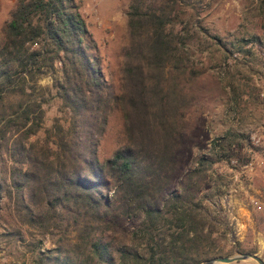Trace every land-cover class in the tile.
<instances>
[{
  "label": "trees",
  "instance_id": "obj_1",
  "mask_svg": "<svg viewBox=\"0 0 264 264\" xmlns=\"http://www.w3.org/2000/svg\"><path fill=\"white\" fill-rule=\"evenodd\" d=\"M188 2L129 0L119 96L100 73L73 0H17L1 27L0 158L7 166L0 194L18 223L55 238L54 264H201L220 254L226 225L203 202L207 170L229 160L228 134L213 139L210 154L195 157L170 189L190 107L181 81L200 72L187 57ZM53 73L64 119L33 138L41 102L19 100L8 112L6 98L30 95L32 79ZM114 106L127 145L98 161V138Z\"/></svg>",
  "mask_w": 264,
  "mask_h": 264
},
{
  "label": "rangeland",
  "instance_id": "obj_2",
  "mask_svg": "<svg viewBox=\"0 0 264 264\" xmlns=\"http://www.w3.org/2000/svg\"><path fill=\"white\" fill-rule=\"evenodd\" d=\"M73 1L95 44L92 55L100 73L113 95L119 96L129 0ZM16 2L0 0V29ZM182 10V18L192 29L187 57L190 66L200 72L181 81L190 107L183 158L170 189L177 188L181 177L194 166L195 157L210 154L213 139L228 134L224 145L229 160L207 170L209 186L203 205L210 216L226 225L223 239L218 241V256L249 253L264 262V0H189ZM58 76H37L30 82V95L6 98L11 105L8 112L19 100L41 102L42 123L33 138H43L53 119H64L52 88ZM126 145L122 114L114 106L98 138L95 157L107 160ZM1 156L0 168H5ZM54 239L18 223L10 202L0 194V264H54L48 258L54 255L50 252Z\"/></svg>",
  "mask_w": 264,
  "mask_h": 264
},
{
  "label": "water",
  "instance_id": "obj_3",
  "mask_svg": "<svg viewBox=\"0 0 264 264\" xmlns=\"http://www.w3.org/2000/svg\"><path fill=\"white\" fill-rule=\"evenodd\" d=\"M252 260L256 264H264V262L254 254L242 253L234 257L215 256L202 262L201 264H217V263H232L237 261Z\"/></svg>",
  "mask_w": 264,
  "mask_h": 264
}]
</instances>
